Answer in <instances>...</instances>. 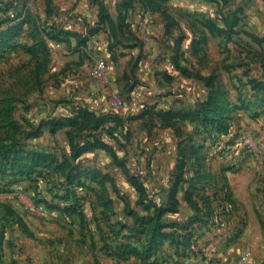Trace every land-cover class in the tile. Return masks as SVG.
<instances>
[{"label": "rangeland", "instance_id": "obj_1", "mask_svg": "<svg viewBox=\"0 0 264 264\" xmlns=\"http://www.w3.org/2000/svg\"><path fill=\"white\" fill-rule=\"evenodd\" d=\"M248 234L264 0H0V264H234Z\"/></svg>", "mask_w": 264, "mask_h": 264}, {"label": "crops", "instance_id": "obj_2", "mask_svg": "<svg viewBox=\"0 0 264 264\" xmlns=\"http://www.w3.org/2000/svg\"><path fill=\"white\" fill-rule=\"evenodd\" d=\"M132 111L133 109L129 110V112ZM245 238H248L253 243V247L251 248V257L247 264H264V245L259 241L258 236L256 234L253 236L248 234Z\"/></svg>", "mask_w": 264, "mask_h": 264}, {"label": "built area", "instance_id": "obj_3", "mask_svg": "<svg viewBox=\"0 0 264 264\" xmlns=\"http://www.w3.org/2000/svg\"><path fill=\"white\" fill-rule=\"evenodd\" d=\"M98 74L104 73L105 63L103 60L99 59L96 63ZM116 107H120L122 105V101L117 99L115 101ZM251 257V250L245 249V251L238 257L234 264H247Z\"/></svg>", "mask_w": 264, "mask_h": 264}]
</instances>
